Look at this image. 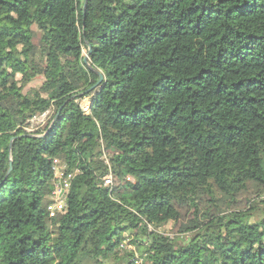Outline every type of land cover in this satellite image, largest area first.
I'll return each mask as SVG.
<instances>
[{"label": "trees", "instance_id": "1", "mask_svg": "<svg viewBox=\"0 0 264 264\" xmlns=\"http://www.w3.org/2000/svg\"><path fill=\"white\" fill-rule=\"evenodd\" d=\"M3 41L0 264H264V0H0Z\"/></svg>", "mask_w": 264, "mask_h": 264}, {"label": "rangeland", "instance_id": "2", "mask_svg": "<svg viewBox=\"0 0 264 264\" xmlns=\"http://www.w3.org/2000/svg\"><path fill=\"white\" fill-rule=\"evenodd\" d=\"M6 49V44L5 42H0V52H3V50ZM84 56H87L86 51L83 52ZM17 79H20V76H17ZM43 81V76L42 74H31L30 75V81L26 84L25 88L23 89V93L31 90V89H38L42 84ZM79 103L81 104V106H87L88 105V100L87 98H82L79 100ZM45 116L39 117L38 119L34 120V125H43L42 123L45 122L44 119ZM58 174V173H57ZM263 196L261 197L262 200H264V192L262 194ZM257 204V211L256 212H261L262 215H264V202H256ZM160 217V216H158ZM151 231L157 233V235H166L168 237H170L171 239L174 238V236H176V231H177V227H175V225L172 222H168V223H164L163 221H157L154 220L153 223H151L150 226ZM124 235L126 236V238L130 237V233L129 232H125ZM134 249L135 252V260L134 263L135 264H147L146 262H144V260H142L141 258V253H142V246H136L134 245L132 247Z\"/></svg>", "mask_w": 264, "mask_h": 264}, {"label": "built area", "instance_id": "3", "mask_svg": "<svg viewBox=\"0 0 264 264\" xmlns=\"http://www.w3.org/2000/svg\"><path fill=\"white\" fill-rule=\"evenodd\" d=\"M82 109H83L84 113H86V114L88 113V111H89V101H88V105L87 106H82ZM27 129L28 130H32L34 128L31 125V127H27ZM130 179L131 178H128V180H130ZM104 184L105 185H110L111 184V176L105 177ZM67 186H68L67 183H63L60 188L56 187L57 189L53 192L52 201L47 206V209H48V212H49L50 216H54V215H56L58 213H61V212L65 211L66 203H65V198L63 196V193L65 192ZM121 246L125 247L124 243ZM127 248H130V247H127Z\"/></svg>", "mask_w": 264, "mask_h": 264}, {"label": "water", "instance_id": "4", "mask_svg": "<svg viewBox=\"0 0 264 264\" xmlns=\"http://www.w3.org/2000/svg\"><path fill=\"white\" fill-rule=\"evenodd\" d=\"M86 3H87V0H85V5H86ZM83 13H85V10L83 11ZM91 49H89V51H90ZM87 57H88V54H87V56H85L84 57V59H83V61L85 62V63H87ZM99 80H98V82H100L101 81V79H102V76H101V74L99 73Z\"/></svg>", "mask_w": 264, "mask_h": 264}]
</instances>
